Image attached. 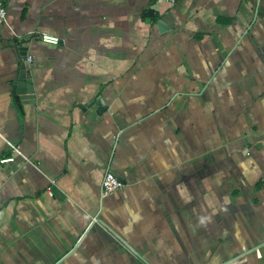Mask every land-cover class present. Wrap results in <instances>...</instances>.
Here are the masks:
<instances>
[{"label":"crops","instance_id":"obj_1","mask_svg":"<svg viewBox=\"0 0 264 264\" xmlns=\"http://www.w3.org/2000/svg\"><path fill=\"white\" fill-rule=\"evenodd\" d=\"M5 6L0 264H264V0Z\"/></svg>","mask_w":264,"mask_h":264},{"label":"built area","instance_id":"obj_2","mask_svg":"<svg viewBox=\"0 0 264 264\" xmlns=\"http://www.w3.org/2000/svg\"><path fill=\"white\" fill-rule=\"evenodd\" d=\"M165 2L169 4H174L176 3L177 0H164ZM7 23V9L5 6V0H0V24H6ZM41 40L43 42L51 43V44H57L59 43V38L50 34H42L40 36ZM30 60V57H28V61ZM8 146L10 147L11 153L12 154H21L18 146L8 143ZM14 160V157L12 155L6 156V157H1L0 158V163H8L12 162ZM124 185L123 181L120 180L113 172L110 170H107L102 178L101 182V196L105 197L107 195L112 194L116 190L122 188ZM51 195L52 192H49ZM97 217H93L90 221V224H93L97 222Z\"/></svg>","mask_w":264,"mask_h":264},{"label":"water","instance_id":"obj_3","mask_svg":"<svg viewBox=\"0 0 264 264\" xmlns=\"http://www.w3.org/2000/svg\"><path fill=\"white\" fill-rule=\"evenodd\" d=\"M158 25L160 28L161 21H158ZM17 48L21 56V62L18 68V76L12 85V96L15 102L20 104V100L22 99L23 96L27 94L29 95L33 94L34 88L32 84V79L29 74V67H30L32 58L30 57V60L28 61L27 52H26L27 48L25 44L18 45ZM95 103H96L98 112L106 110V106L99 99L96 100Z\"/></svg>","mask_w":264,"mask_h":264}]
</instances>
